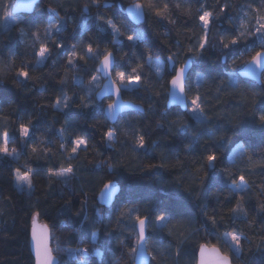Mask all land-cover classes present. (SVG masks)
Masks as SVG:
<instances>
[{
    "label": "trees",
    "instance_id": "1",
    "mask_svg": "<svg viewBox=\"0 0 264 264\" xmlns=\"http://www.w3.org/2000/svg\"><path fill=\"white\" fill-rule=\"evenodd\" d=\"M134 2L144 10L138 26L124 14ZM11 3L0 0V132L9 131L7 146L15 149L14 159L0 154V264H33L28 247L33 213L48 226L57 264H132L137 215L150 217L148 264H195L200 245L217 247L232 264H264V123L259 120L264 70L259 85L236 75L264 50V35L255 31L264 0H39L29 15H11ZM164 4L168 10L156 16ZM204 11L212 13L209 46L197 57L190 49L204 35L198 20ZM52 17L59 31L45 30ZM109 19L119 29L115 39ZM238 31L246 35L223 49L221 38L227 42ZM42 43L50 54L37 62ZM89 43L97 50L93 54L87 53ZM70 50L86 59L67 64ZM105 50L113 52V78L115 71L131 74L132 68L141 76L136 87L120 94L143 113H123L114 124L102 110L110 99L97 101L92 83ZM169 57L173 68L191 60L185 95L187 101L200 97L204 111L198 119L187 109L165 107ZM21 68L29 78L17 75ZM29 121L30 134L22 140L19 125ZM182 122L187 127L178 130ZM110 129L111 140L104 135ZM137 135L144 136L145 148L135 146ZM76 136L88 145L72 154ZM213 153L217 159L209 166L205 158ZM69 164L70 176L48 174ZM15 169H31L29 191L16 189ZM240 175L244 188L233 190L232 180L238 182ZM110 180L119 193L103 208L95 197ZM161 213L166 219L156 221ZM231 232L240 237L237 254L222 241Z\"/></svg>",
    "mask_w": 264,
    "mask_h": 264
},
{
    "label": "snow or ice",
    "instance_id": "2",
    "mask_svg": "<svg viewBox=\"0 0 264 264\" xmlns=\"http://www.w3.org/2000/svg\"><path fill=\"white\" fill-rule=\"evenodd\" d=\"M97 6H99V5H97ZM141 7H142V5L140 3H136L134 5H130V10H138ZM149 7H151L150 2H149ZM177 7H179V5H177ZM167 10H168V5L164 4L163 9H160V8L155 9V15L162 17L164 15V12H166ZM224 11H225V8L221 7L220 12L223 13ZM49 12L55 13L56 10L53 8H49ZM134 15L139 16V12L134 11ZM211 17H212V13L209 11H204L198 17L200 25L202 26V28L204 30V35L201 36L197 48L194 50L190 49V51L195 52V55L197 57L199 55H201L202 51L206 50L207 47L209 46L208 34L210 32V23H211L210 18ZM100 19L103 20L104 18L100 17ZM54 21H56V22H54ZM105 22L112 29V32L114 34L113 39H115V33H117L119 31L115 22L111 19H109ZM20 23H22V21H20ZM241 27L244 28L245 25L242 23ZM53 29H55L56 31L60 30L58 27V20L56 17H52L49 19L47 27L45 30L48 32H51V30H53ZM102 30L103 29H101V31ZM247 31H248V34H251L250 29H248ZM255 31L260 32L262 35H264V15H258L256 17ZM33 34L35 35V33H33ZM245 35H246V32L238 31L237 34L233 35L227 42H224V39L222 37L220 40V43L222 44L223 49H228V48H230V46L238 44L240 42V38L244 37ZM135 38L139 39V36H137ZM127 39L129 41H132L134 39V37L129 35V36H127ZM61 46H62L61 43L55 44L56 48H60ZM96 51L97 50L93 48L91 43H89L87 45V53L88 54H93ZM49 54H50L49 47H47L45 44L42 43L39 47V50L35 53V55L39 58L37 62L42 61L46 57V55H49ZM65 54L67 56V64H69V65L73 64L74 61H76V60L83 61L86 59V57L84 55H78L77 51H75V50L67 51ZM112 56H113V52L108 51V50H105L104 54L102 55L101 65L103 66V68L105 70H108L111 67L110 58ZM169 59H171V57H169ZM251 65H254L255 67H251ZM261 68H264V50L256 51L255 54L253 56H251V60L249 62V71L253 75H255L257 70L261 69ZM136 73H137V68H132L131 74H127L126 71H124V70L115 71V78L112 80V87L115 90V92L117 94H120L122 89H126L133 84H139L141 81V76L136 74ZM17 75L20 77L29 78V72L26 71L24 68H21L18 71ZM184 78H185V67L181 66V67H178L175 69V75H173L171 77V80L169 81V83L172 86L179 88L181 93H184V88L182 86ZM93 79H95V77H93ZM173 98L178 99L175 96ZM68 99H69V97H67L65 95L64 100L67 101ZM199 101H200V97L198 95L196 97H194L193 99H191L190 107L187 108V111L189 113H192V114L199 112L201 115H203L204 110L201 107V104L199 103ZM181 102H183V101H181ZM59 103H60V98L57 97L56 104L58 105ZM81 103L84 107H88V104L83 101V98H82ZM68 106L69 105L67 103H65L64 107L66 108ZM54 107H55V105H54ZM107 107H108L109 111H111L113 108V105L110 103L107 105ZM259 120L262 123H264V115H261L259 117ZM30 124H31V122L29 121L28 124L21 123L19 125L18 131H19V135H20L22 140L29 136ZM182 127H187L186 122H182L181 124L177 125L178 130ZM113 134L114 133L111 129L104 133L105 137L108 138L109 140H111ZM9 138H10V133L7 129H5L3 132H0V141H2V143H0V154H4L6 156H11L15 152V149H12L11 151H9V149H8L7 145L9 142ZM221 139H224V137H221ZM70 143L72 145L71 149H70V152L72 154H76L78 152V150L81 149V146H84L86 149L87 145H88V141L86 139H84L83 137H79V136H76L75 138L71 139ZM135 146L138 148H145L146 147L145 138L143 135H137L136 136ZM188 146L189 145H187V144L184 145L185 148H187ZM62 147H63V145H62ZM32 150L35 151V148H33ZM205 159L208 161V165L212 166L213 163L216 161L217 157L213 153V154L207 155ZM109 167H113V165H109ZM155 167H157V166L156 165H148L147 166V168L149 170H151ZM14 171H15V180L17 181V183L23 182V183H26L29 187H31V185H32L31 169H29V171H26L23 173H21L20 169H15ZM48 174L51 176H61V177L70 176L71 174H73V167L71 164H69L68 167H66V168L62 167V168L55 170V171L50 168L48 170ZM238 179H239L240 183H243L245 181V177L243 175H240ZM63 183H68V180L65 179L63 181ZM232 184L235 185L236 187H239V183L235 179L232 180ZM165 187H167V186H165ZM103 190H108L107 194H106V198L110 199L112 197L113 192L116 189H115V186L113 185V182L110 180V181L103 184ZM232 211L233 212L237 211V208L234 207L232 209ZM261 211H264V207L261 208ZM38 215H39V213H33V215H32V228H31V238H32V241L36 245V251H35L36 264H56V257L53 254V249L48 247V245L46 243L48 232H49L48 226L43 225V227L40 229L39 234H38L37 227H36ZM134 219H135L136 231L133 232V235L136 236L137 248H133L132 252L136 253L137 251H139L140 255L142 256L144 254V250H145V245L142 242L146 241L145 233H146V230H147L149 222H150V217L147 215H145V216L137 215ZM155 219H156V221H164L166 219V214L161 213L159 215H156ZM95 235H96V233L93 232L92 236L95 237ZM227 235L230 236L232 243L235 245L236 252H239L240 251V244H241L239 235H237L234 232L227 233ZM56 251L59 252V251H61V249L57 248ZM210 251L215 253V256H216L215 264H230V259H229V256L227 254H221L215 247L211 248ZM97 255H99V253H97ZM204 255H205V246L201 245L200 264H207V261L205 260Z\"/></svg>",
    "mask_w": 264,
    "mask_h": 264
},
{
    "label": "water",
    "instance_id": "3",
    "mask_svg": "<svg viewBox=\"0 0 264 264\" xmlns=\"http://www.w3.org/2000/svg\"><path fill=\"white\" fill-rule=\"evenodd\" d=\"M38 2H39V0H12V3L10 5V9H9L10 14L11 15H29L33 12V10H34V8ZM136 3H139V2L131 3V4L127 5L124 9V14H125L126 19L129 21V23H131L134 26H138V25L142 24L144 21L143 7H141L138 10H130V5H134ZM134 11H138L139 16L134 15ZM250 60L248 62H246L241 68H239L236 71V75L241 79L249 80V81H252V82L259 85L261 82V75H262L264 68L258 69L256 74L253 75L249 71ZM110 64H111V67L108 70H105L103 68V66L101 65V58L96 63L95 71H96L98 77L100 78L101 82H100L99 87L96 89V91L94 93V98L97 101H101L105 98L110 99V101L104 105L102 110H103V115H104V118L106 119V121L109 124H114L116 122L117 118L121 114L127 113V112L143 113V109L139 105H136V104L132 103L131 101L123 99L121 94H117L115 92V90L112 87V80H113L112 70H113V66H114V57L113 56L110 58ZM166 64H167V70L170 73H172V76L175 75V69L176 68H173L174 67L173 61L171 59L167 58ZM191 64H192L191 60L187 59L181 65V66L185 67V78H184V81L182 84V86L184 88V93H181L179 88L174 87L169 83L172 76L170 77V79L167 83V92H166V101H165L166 109L176 107L182 112L186 111L187 99H186V95H185V82H186L187 75L191 69ZM251 67H255V66L251 65ZM174 96L177 97L178 99H174L173 98ZM181 101H183V102H181ZM110 103L113 105V108L111 111H109V109L107 107V105ZM113 185L115 186L116 190L113 192L112 197L110 199L106 198V194H107L108 190H103V186L97 192L95 200H96V203L100 207L108 208L114 203V200L119 193V187L115 182H113ZM43 225H45V224L40 223L37 220L36 227H37L38 234H39L40 229L43 227ZM31 228H32V219H31L30 226H29L28 247H29L30 255L32 257V262H33V264H36V255H35L36 245L32 241V238H31ZM134 229L136 231V225L135 224H134ZM145 235H146V233H145ZM46 243H47L48 247L51 248V246H50V243H51L50 231L48 232ZM142 243L145 245L144 254L141 256L139 251H137L136 253H133L132 264H148L149 263L150 256L146 250V241H144ZM204 246H205L204 258L207 261V264H215V259H216L215 253L210 251V249L215 247V246H207V245H204ZM134 248H137L136 243H135ZM215 248L221 253V251L217 247H215ZM221 254H223V253H221ZM200 260H201V245L197 248V251L195 253V264H200ZM56 264H57V259H56ZM230 264H232L231 260H230Z\"/></svg>",
    "mask_w": 264,
    "mask_h": 264
},
{
    "label": "rangeland",
    "instance_id": "4",
    "mask_svg": "<svg viewBox=\"0 0 264 264\" xmlns=\"http://www.w3.org/2000/svg\"><path fill=\"white\" fill-rule=\"evenodd\" d=\"M98 61V60H97ZM161 71V70H160ZM114 79V78H113ZM100 78L98 77V75L96 76V78L94 79V81L92 82L93 83V85H94V87L97 89L98 87H99V85H100ZM138 84H133V85H131V86H129L128 88H126V89H131V88H134V87H136ZM190 101L191 100H188L187 101V105H188V107H190ZM199 112H197V113H195V114H192V113H190V115L191 116H193L194 118H200V116H199ZM11 157H13V159L15 158V154L13 153L12 155H11ZM67 178V177H66ZM65 178V179H66ZM64 179V180H65ZM238 183H239V187H236L235 185H231V188L233 189V190H241V189H243L244 188V183H240L239 181H238ZM15 187H16V189L17 190H25V191H29L30 190V187L26 184V183H23V182H21V183H17V181L15 180ZM222 241L226 244V246L227 247H229V249L231 250V252L232 253H234V254H237L238 252H236V250H235V245L232 243V241H231V238H230V236H228V235H223L222 236ZM95 253V252H94Z\"/></svg>",
    "mask_w": 264,
    "mask_h": 264
},
{
    "label": "built area",
    "instance_id": "5",
    "mask_svg": "<svg viewBox=\"0 0 264 264\" xmlns=\"http://www.w3.org/2000/svg\"><path fill=\"white\" fill-rule=\"evenodd\" d=\"M76 251H78V250H73V253L76 252ZM84 251H85V250H82V252H84Z\"/></svg>",
    "mask_w": 264,
    "mask_h": 264
}]
</instances>
